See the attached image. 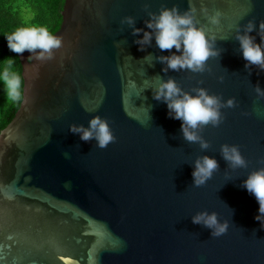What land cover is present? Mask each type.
<instances>
[{"label": "water", "instance_id": "obj_1", "mask_svg": "<svg viewBox=\"0 0 264 264\" xmlns=\"http://www.w3.org/2000/svg\"><path fill=\"white\" fill-rule=\"evenodd\" d=\"M200 24L215 31L218 57L204 72L172 70L155 39L143 46L122 23L148 30L149 13L189 0H65L62 39L52 58L25 50L23 96L0 131V264H264V227L258 202L243 186L264 167V70L245 67L235 38L249 21L261 42L264 0H193ZM222 11L211 25L199 11ZM175 51V49H173ZM150 55V59H143ZM174 78L185 91L203 87L236 105L221 109L222 121L200 129L208 148L183 138L181 121L154 99L157 78ZM222 78V79H221ZM105 117L114 141L105 148L69 130ZM236 144L247 167L232 169L220 146ZM213 156L218 169L193 185L192 162ZM228 221L226 233L194 224L199 211Z\"/></svg>", "mask_w": 264, "mask_h": 264}, {"label": "clouds", "instance_id": "obj_2", "mask_svg": "<svg viewBox=\"0 0 264 264\" xmlns=\"http://www.w3.org/2000/svg\"><path fill=\"white\" fill-rule=\"evenodd\" d=\"M199 11L211 25L221 23L223 15L221 10L210 12L201 4ZM196 13L197 7L193 0H189V7L183 12L173 5L163 6L158 12L149 13L150 18L145 21L148 30L135 27L136 21L131 15L125 16L121 22L131 26L134 35L143 32V36L135 41L139 45V50H143L144 45L151 44L153 38L162 52L168 50V55L158 57L159 61L166 65L163 71L187 69L192 72H204L207 61L220 55L221 49L216 48L215 45L217 39L221 37H218L215 31L200 24ZM254 28V22L249 21L243 32L237 29L235 38L239 41L240 51L246 61L245 67L257 65L264 70V36H261L260 43H256L249 35ZM261 32H264V21L259 23V33ZM5 40L8 49L18 55L25 50L30 53L39 51L38 59L52 58L53 51L59 49L62 44L61 37L53 34L46 26L30 24L27 21L7 34ZM143 59H150V55ZM3 79L9 99L19 100V79L10 76L7 72L3 74ZM254 90L257 96L264 97V88H261L259 84L254 87ZM153 96L154 99L165 102L171 118L181 121L183 138L189 143H198L201 149H207L209 145L208 141L200 135V129L209 124L218 126L222 121L221 109L236 105L235 97H229L225 101L203 87L194 88L191 92L185 91L171 77L167 80L157 78L153 86ZM69 130L79 134L83 141L95 140L99 148H105L114 141L108 120L98 114L89 119L87 126L72 124ZM220 152L232 169L247 167V160L238 145L224 143L220 146ZM218 167V161L213 156L203 155L196 158L192 162L193 185L196 187L204 185ZM242 186L258 202V213L255 219L260 221L261 227H264V167L251 171L243 180ZM191 219L194 224H201L210 229L211 236L214 237L223 235L229 227L228 221L221 222L214 211H199Z\"/></svg>", "mask_w": 264, "mask_h": 264}, {"label": "trees", "instance_id": "obj_3", "mask_svg": "<svg viewBox=\"0 0 264 264\" xmlns=\"http://www.w3.org/2000/svg\"><path fill=\"white\" fill-rule=\"evenodd\" d=\"M65 0H0V131L18 110L23 96L22 64L19 55L11 52L5 36L25 21L46 26L53 34L60 28ZM7 72L20 82V99L10 100L3 74Z\"/></svg>", "mask_w": 264, "mask_h": 264}]
</instances>
